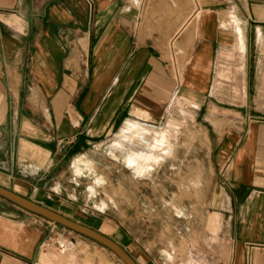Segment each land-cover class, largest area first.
I'll use <instances>...</instances> for the list:
<instances>
[{
  "label": "crops",
  "instance_id": "1",
  "mask_svg": "<svg viewBox=\"0 0 264 264\" xmlns=\"http://www.w3.org/2000/svg\"><path fill=\"white\" fill-rule=\"evenodd\" d=\"M220 55L233 59L227 79ZM175 102L199 141L167 148L168 130L140 122ZM124 123L113 148L136 176L156 150L199 152L169 164L197 168L200 221L231 247L226 264H264V0H0V185L65 215L53 205L73 195L78 150ZM152 131L147 148L126 149ZM1 199L0 264L54 262L49 222Z\"/></svg>",
  "mask_w": 264,
  "mask_h": 264
},
{
  "label": "rangeland",
  "instance_id": "2",
  "mask_svg": "<svg viewBox=\"0 0 264 264\" xmlns=\"http://www.w3.org/2000/svg\"><path fill=\"white\" fill-rule=\"evenodd\" d=\"M230 11L231 6L229 14ZM228 48L231 46L228 45ZM169 60L174 65L177 63L173 55H169ZM217 61L216 70L225 73L223 79L235 74L232 57L220 55ZM181 105L175 102L160 123L148 120L140 122L160 132L168 130L165 147L169 142L182 147L183 143L199 141L190 126L185 124L187 121ZM124 125L105 139L78 150L79 170L73 167L65 175L64 185L67 192L73 195H70L71 198L54 200L53 207L64 211L67 217L95 227L117 241L139 264H180L189 258L194 264H226L225 259L231 247L224 246V242L213 231L205 228V222L202 224L200 221L207 217V208L203 204L205 198L204 202L200 198L206 185L189 181V177L199 178L198 174L194 175L197 168L193 171L191 167L192 174H186L187 169L183 166L177 165L175 170L170 167L174 159L177 160L176 164H180L179 160L182 163L185 154L194 155L199 152L180 149L175 151V158L173 154L169 158V153H164L163 149L156 150L161 158L158 162H150L154 169H148L143 176H136L133 169L124 163L125 148H113L115 140L122 137ZM153 132L141 142L137 138L126 141V149L147 148V144L154 140ZM205 174L207 176L209 173ZM91 186L96 188L95 193L90 192ZM1 198L0 202H3ZM103 201L107 203L105 212L99 211ZM44 219L49 222L44 251L46 255L51 253L56 257L54 262L48 260L44 264H125L97 241ZM71 241L75 243L72 248V245H67ZM70 251L73 252L68 255Z\"/></svg>",
  "mask_w": 264,
  "mask_h": 264
},
{
  "label": "water",
  "instance_id": "3",
  "mask_svg": "<svg viewBox=\"0 0 264 264\" xmlns=\"http://www.w3.org/2000/svg\"><path fill=\"white\" fill-rule=\"evenodd\" d=\"M0 196L17 206L97 241L115 253L125 264H139L117 241L90 226L75 221L2 185H0Z\"/></svg>",
  "mask_w": 264,
  "mask_h": 264
}]
</instances>
